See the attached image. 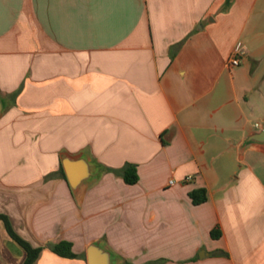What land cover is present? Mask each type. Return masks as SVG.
Masks as SVG:
<instances>
[{
  "label": "crops",
  "instance_id": "obj_1",
  "mask_svg": "<svg viewBox=\"0 0 264 264\" xmlns=\"http://www.w3.org/2000/svg\"><path fill=\"white\" fill-rule=\"evenodd\" d=\"M0 102V215L33 264L97 240L122 264H264V0H0ZM83 153L101 175L78 201L61 158ZM25 259L0 221V264Z\"/></svg>",
  "mask_w": 264,
  "mask_h": 264
},
{
  "label": "water",
  "instance_id": "obj_2",
  "mask_svg": "<svg viewBox=\"0 0 264 264\" xmlns=\"http://www.w3.org/2000/svg\"><path fill=\"white\" fill-rule=\"evenodd\" d=\"M3 113V105L0 102V119ZM249 141L264 144V125L261 132L255 134ZM61 161L72 193L78 201H81L85 192L99 179L100 168L86 153L77 156L64 154ZM86 255L87 264L123 263L122 258L104 240L92 241L87 246Z\"/></svg>",
  "mask_w": 264,
  "mask_h": 264
},
{
  "label": "trees",
  "instance_id": "obj_3",
  "mask_svg": "<svg viewBox=\"0 0 264 264\" xmlns=\"http://www.w3.org/2000/svg\"><path fill=\"white\" fill-rule=\"evenodd\" d=\"M228 2H231L228 0ZM60 172L64 179H66V175L64 173L63 167H61ZM122 179L125 181L126 184L128 185H135L139 181V176L137 172V167L135 165L127 164L124 169L120 173ZM190 198L192 199V202L194 205H201L207 201V195H206V190L205 189H200V190H195L190 193ZM0 221H3L6 230L9 234V236L14 240L26 253V259L24 261V264H33L40 252L41 248L34 249L27 241H25L22 237H20L15 231L13 230L9 219L4 216L0 215ZM212 238L213 239H218L220 237V233L217 229L212 231ZM52 250L58 254L59 256L66 257V258H74L76 255L72 252V244L68 242H61L57 245H54L52 247Z\"/></svg>",
  "mask_w": 264,
  "mask_h": 264
},
{
  "label": "built area",
  "instance_id": "obj_4",
  "mask_svg": "<svg viewBox=\"0 0 264 264\" xmlns=\"http://www.w3.org/2000/svg\"><path fill=\"white\" fill-rule=\"evenodd\" d=\"M247 47L244 42L238 41L232 51L230 58L228 59V66L230 68H237L242 64L243 59L246 57ZM172 183V182H171Z\"/></svg>",
  "mask_w": 264,
  "mask_h": 264
}]
</instances>
